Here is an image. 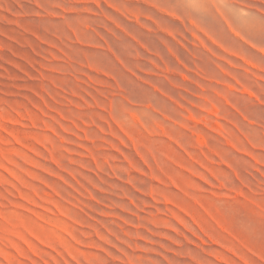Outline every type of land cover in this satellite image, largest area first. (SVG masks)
<instances>
[{
	"label": "rangeland",
	"instance_id": "obj_1",
	"mask_svg": "<svg viewBox=\"0 0 264 264\" xmlns=\"http://www.w3.org/2000/svg\"><path fill=\"white\" fill-rule=\"evenodd\" d=\"M0 264H264V0H0Z\"/></svg>",
	"mask_w": 264,
	"mask_h": 264
},
{
	"label": "bare ground",
	"instance_id": "obj_2",
	"mask_svg": "<svg viewBox=\"0 0 264 264\" xmlns=\"http://www.w3.org/2000/svg\"><path fill=\"white\" fill-rule=\"evenodd\" d=\"M175 19V18H174Z\"/></svg>",
	"mask_w": 264,
	"mask_h": 264
}]
</instances>
